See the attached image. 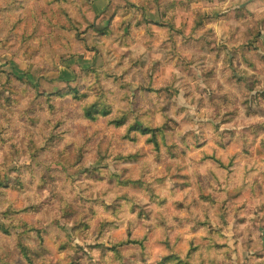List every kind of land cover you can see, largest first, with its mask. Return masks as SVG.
Wrapping results in <instances>:
<instances>
[{
  "label": "rangeland",
  "instance_id": "374dc122",
  "mask_svg": "<svg viewBox=\"0 0 264 264\" xmlns=\"http://www.w3.org/2000/svg\"><path fill=\"white\" fill-rule=\"evenodd\" d=\"M163 1L25 0L0 11V123H18L0 141V224L5 197L44 228L42 264H163L171 253L168 264H264V0H176L167 17ZM5 17L20 21L11 29ZM125 69L130 87L156 89L131 109L166 127L159 152L146 135L125 137L128 124L83 116L87 100L125 109L111 76ZM9 71L21 81L4 85ZM70 87L86 98L33 103ZM24 109L39 112L36 124ZM128 237H147L146 248L126 244L120 261L102 247ZM0 258L28 264L3 230Z\"/></svg>",
  "mask_w": 264,
  "mask_h": 264
},
{
  "label": "trees",
  "instance_id": "16d2710c",
  "mask_svg": "<svg viewBox=\"0 0 264 264\" xmlns=\"http://www.w3.org/2000/svg\"><path fill=\"white\" fill-rule=\"evenodd\" d=\"M192 1V0H189ZM199 1V0H195ZM25 3V0H4V5L2 8H0V11L3 10H9V9H16L18 10L20 7L23 6ZM177 4L176 0H164L163 3L160 5V9L162 11V17H167L169 14V11L172 7H174ZM5 20L7 21V24L10 25L12 22L11 29L15 27L16 22L20 21L19 17H15L14 19H10L5 17ZM81 26L79 24H74L72 29L75 30V32H78L80 30ZM13 33H11L12 35ZM96 71V70H94ZM125 73H128V69H125L123 73H112L111 76L113 77V82L116 84H119V86L123 89V97L126 99L127 103L125 105V109L119 110L117 113H112V107L108 100L105 99H93V100H87L84 102L82 109H83V116L91 119L96 120L99 117H107L108 123L113 126H122L125 124H128V130L125 134V137H128L130 140H137L138 136L137 134H143L146 135V141L149 144L153 145V148L156 151L161 150L162 143L164 142L163 138L166 136V127L165 126H154L150 121H148L144 113H141L138 111V109L135 107L133 110L131 109V104L135 103L138 99L139 95L151 93L155 91L156 89L152 87L150 84H147L144 80H138L139 88L134 89L135 86L133 85L130 87L131 82L126 79ZM3 76V84L4 85H10L15 83L16 81H21L22 75L20 73H16V71H9V73H1ZM248 85V83H245ZM136 86L138 84H135ZM253 88V86H251ZM8 88V87H7ZM10 88V87H9ZM6 88H4V91ZM5 94V92H3ZM68 95H72L75 99H85L86 94L83 92H80V90L77 87H70L67 90H59L56 92H50V93H38L35 94V100L33 103L40 104L41 101H43L44 104H47V106L53 110V108L56 106L55 102L57 99H62ZM35 116H30V110L24 109L23 113L24 116L31 120L33 124H36L38 121V114L39 112L37 110L34 111ZM130 116L132 117L131 120H129ZM18 126V123L15 121L10 124V126L7 128L6 125L0 123V141L4 142L11 134L12 130ZM57 124L53 125V127L50 129L49 135L47 136V139L52 137H57V134L55 132ZM38 148V145H36ZM208 158L215 159L220 165L223 164V161L220 159V157H217L216 155H206ZM87 170L93 171L96 168L93 166H87ZM23 172V171H22ZM41 181L43 182V185L49 186L52 181H54V177L46 174V169H41ZM134 183H137V181H132ZM1 184V183H0ZM127 184V183H126ZM25 185V184H24ZM23 184H20V188H24ZM54 192V197L55 196ZM6 192L4 189L0 188V201H2L1 196H6ZM5 203L1 206V211L3 217H6L7 225H1L0 224V231L3 230L5 234L10 235L13 244L16 247V250L18 253H20L21 257L28 263V264H42L40 261H44L46 259L45 253L47 252V248L45 246V232L44 228H40L34 223L30 224L27 221H24L22 217H19V210L15 208V205L8 200V198L4 197ZM37 207V210H40L41 206L40 204H33ZM26 210L33 211V208L29 205H25L24 207ZM73 210V209H71ZM70 210V211H71ZM69 211V212H70ZM68 213V212H67ZM66 214V213H64ZM50 225H47L49 228ZM63 225L59 223L57 220L55 222V226H53L54 229H59ZM49 231V230H48ZM147 240V237H145V241ZM144 238L141 239H133V238H126L124 240H121L117 243L110 242L109 245H102L104 249L112 250L116 258H118L120 261L125 260V257L121 255L123 252V249H121L122 246L126 244H139L141 249H145ZM35 243V245H34ZM174 254L166 255L163 259V264H168L170 259L173 258ZM178 256H174V262L178 263H184V261L179 258L176 261V258ZM0 260L3 261V259L0 258ZM68 264H83L79 262L78 260L71 259V261ZM120 264H125V262H120ZM180 264V263H178Z\"/></svg>",
  "mask_w": 264,
  "mask_h": 264
}]
</instances>
